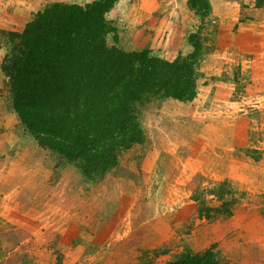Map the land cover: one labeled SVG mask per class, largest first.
<instances>
[{
  "label": "rangeland",
  "instance_id": "obj_1",
  "mask_svg": "<svg viewBox=\"0 0 264 264\" xmlns=\"http://www.w3.org/2000/svg\"><path fill=\"white\" fill-rule=\"evenodd\" d=\"M36 1L0 0V63L8 29L23 27V20L5 21ZM91 1L48 0L40 8ZM207 2L200 9L189 0H115L105 14L112 29L106 43L166 61L199 48L195 105L205 120L196 108L192 113L212 127L199 133L208 147H229L228 178L192 176L200 158L171 166L165 157L149 170L147 149H168L167 140L178 138L172 124L188 125L184 115L156 124L147 105L139 118L147 142L120 151L113 169L87 180L37 144L13 110L0 71V264H167L205 250L229 264L260 258L264 264V1ZM180 110L168 105L164 113ZM218 161L203 159L215 179Z\"/></svg>",
  "mask_w": 264,
  "mask_h": 264
},
{
  "label": "trees",
  "instance_id": "obj_2",
  "mask_svg": "<svg viewBox=\"0 0 264 264\" xmlns=\"http://www.w3.org/2000/svg\"><path fill=\"white\" fill-rule=\"evenodd\" d=\"M114 1L45 6L20 32L6 33L0 63L23 126L90 181L113 169L120 151L144 141V107L165 99L190 102L196 94V45L172 61L107 45L112 29L105 14ZM189 1L209 7L207 0ZM167 264L229 263L205 250Z\"/></svg>",
  "mask_w": 264,
  "mask_h": 264
},
{
  "label": "crops",
  "instance_id": "obj_3",
  "mask_svg": "<svg viewBox=\"0 0 264 264\" xmlns=\"http://www.w3.org/2000/svg\"><path fill=\"white\" fill-rule=\"evenodd\" d=\"M46 2H48V0H37L34 5L28 6V5H24L23 7L20 8V10L18 12H15V20L13 21H5L6 23H11L15 24V22H17L18 20H23V27L24 25L29 22L32 17L33 14H35L37 11L41 10L42 8H40L42 5L46 4ZM43 3V4H42ZM21 16V17H20ZM22 26H17V27H13L8 29V31H15V32H20L23 29ZM215 92L213 93L212 97L214 98ZM196 98V97H195ZM208 99V97H207ZM197 102V98L191 102H180L178 100H174V99H165L162 101H155L152 104H150L149 109H147L148 113H152L153 116V121H155V123L157 124L158 122H160L163 119L166 120H173L174 117L175 118H181L179 116H187V121L186 119H184L183 121L187 122V130H184L185 128L183 127L182 123L180 125H175L174 123L172 124V127H174V130L176 131L175 133H173L174 136H178V138H173L172 140L168 139L167 140V145L169 146L168 149L165 148H161L158 151H156L154 148L152 149L151 147H149V149H147V156H151L153 162L151 164H148V168L149 170H153L155 168V166H159V159L161 160L164 159L165 157L168 158V161H170V163H168V165L173 166L174 163L176 161H178V159H187V160H191L193 158H200L201 160V165L199 167H195L194 169H190L191 170V174L192 176L194 175H203L202 173H204L205 175L207 174L209 179L211 180H222L224 178H228L226 177V175H223L224 171L227 170V166H228V155H229V147H224V148H220L218 149L217 147H208V143L205 141V139H201V135H199V133H202L203 135H207L208 131H212V127L211 128H207L205 123H201L198 122V119L195 120V117L193 115V110L194 108H196L197 110L199 109V107L197 108L195 103ZM198 104V103H197ZM168 105H173L179 109H181L178 113H169L166 114L164 113L165 108ZM148 110H153V111H148ZM201 111V112H200ZM200 111L198 110L196 112V114L198 115L197 117H199V120L204 121L205 117H206V113H202V108L200 109ZM207 110L205 109V112ZM142 117L143 114L141 116V122H142ZM171 124V123H170ZM194 128H196L199 131H195V133H193ZM222 132L225 134V136H228V133H226L224 130H222ZM221 132V133H222ZM143 133H144V144L147 142V134L146 131L143 129ZM185 139L184 140H180V139ZM166 139H163V141L165 142ZM188 140V143L186 144ZM198 143L199 147L197 149H193V144L194 143ZM147 145V144H146ZM173 146V147H172ZM195 150H198V152H195ZM206 153H208V157L207 155H205ZM221 155H225V160H221L219 159ZM212 158V159H209ZM203 159L206 160H220L218 162H214L215 165L218 166V172H220V179H215V175L212 172V167L209 169H205L203 168ZM199 160H197L198 162ZM147 163V161H143V164ZM163 163V162H162ZM165 165V164H164ZM211 165V164H210ZM147 168V169H148ZM180 170V168H179ZM217 170V169H215ZM183 171V169L181 168V172ZM233 171V170H232ZM231 171V172H232ZM180 172V171H179ZM208 172H212V173H208ZM177 173V171H176ZM173 175V174H172ZM237 174H234L233 176H236ZM189 179V178H187ZM190 180V179H189ZM172 181H174V177H172ZM133 232V231H131ZM137 236L136 233H132L128 236L127 241L129 243L133 244V239H135ZM264 240V238H263ZM260 258V257H259ZM264 258V257H262ZM259 262H262V259L260 258L257 259L256 261H252L253 264H258ZM263 263V262H262ZM244 264H249L248 262H244ZM261 264V263H260Z\"/></svg>",
  "mask_w": 264,
  "mask_h": 264
}]
</instances>
